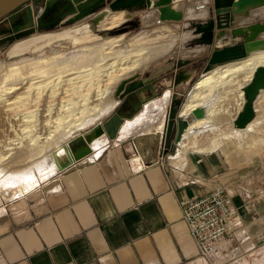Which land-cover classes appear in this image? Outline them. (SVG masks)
I'll list each match as a JSON object with an SVG mask.
<instances>
[{
    "label": "crops",
    "instance_id": "0c3cea01",
    "mask_svg": "<svg viewBox=\"0 0 264 264\" xmlns=\"http://www.w3.org/2000/svg\"><path fill=\"white\" fill-rule=\"evenodd\" d=\"M201 2L204 0H191L183 12L186 7L199 8ZM146 10L155 12L154 8ZM206 12L205 7L202 16ZM256 21H264V6L251 9L246 17L235 16L231 26ZM182 50L185 55H169L164 61L150 63L149 69L177 58L189 59L197 66L208 55V45L199 43L192 33L184 40ZM189 89H178L179 96L188 94ZM166 90L172 92L171 88ZM156 97L150 94L148 101ZM135 100L130 97L125 111L132 110ZM115 107L98 119L102 132L93 137H99L98 146L86 132L79 133L91 146L88 155L62 169L53 167L26 191L2 200L0 264H264V145L238 162L228 161L220 149H188L185 163L177 165L171 158L178 154L179 142L161 153L169 103L163 119L147 122L151 123L147 129L142 128V122L129 126L145 104L139 111L132 110L110 139L103 122ZM155 123L160 125V150L155 154L157 160L146 164L132 139L153 132ZM121 129L127 135L122 136ZM79 135L71 136L54 159L66 163L65 151L82 145ZM135 155L139 156L137 161L133 160ZM217 186L231 193L236 224L226 234V244L219 254L205 260L182 219L179 201Z\"/></svg>",
    "mask_w": 264,
    "mask_h": 264
},
{
    "label": "bare ground",
    "instance_id": "6f19581e",
    "mask_svg": "<svg viewBox=\"0 0 264 264\" xmlns=\"http://www.w3.org/2000/svg\"><path fill=\"white\" fill-rule=\"evenodd\" d=\"M205 7L202 2L196 9L186 7L184 15H201ZM124 13L123 10L111 12L101 28H114L124 20ZM172 34L174 32L167 26L143 34L139 32L129 39H124L122 34L108 37L67 34L61 39H68L75 45L94 38L100 40L75 47L68 53L53 52L50 56L27 58L0 66V179L9 184L19 177V181H29L34 185L38 177L32 168L41 169L39 172L47 168L46 173L52 172L57 166L55 151L45 155L48 150L62 142L67 143L76 129L110 109L115 103L110 95L115 84L137 69L146 67L156 54L157 50L146 45ZM184 35L182 32L164 39L163 50L172 48L176 40L181 42ZM49 43L41 44L33 51L41 50ZM262 64L264 50L255 51L243 59L204 72L194 82L180 109L181 114L190 115L194 120L179 141V151L171 158L172 163L183 164L185 152L190 147L203 152L228 146L235 152L245 145L259 126L264 127V114H260L264 107V88L255 98L254 118L244 128L232 127L233 120L246 102L244 87L251 81L256 67ZM166 89L160 96L147 101L144 110L134 116L129 126L142 122V128L147 129L151 125L147 122H160L170 95ZM194 110L203 115L193 116ZM222 119H226L223 124L220 123ZM155 124L154 132L160 128L159 123ZM101 132L96 128L91 139ZM93 139V144L98 146L101 143L99 137ZM53 159L55 163H52ZM138 159V155L133 156V160ZM2 189L0 203L2 198L8 199L21 187Z\"/></svg>",
    "mask_w": 264,
    "mask_h": 264
},
{
    "label": "water",
    "instance_id": "95a60500",
    "mask_svg": "<svg viewBox=\"0 0 264 264\" xmlns=\"http://www.w3.org/2000/svg\"><path fill=\"white\" fill-rule=\"evenodd\" d=\"M34 0H0V46L11 42L6 50L7 56H16L32 52L41 44H51L65 35L74 36L96 34L107 37L110 29H102L101 24L113 11H125V17L132 16V9H159L160 19L177 18L178 14L171 4L177 0H44L40 13H36L32 5ZM209 9L208 20L194 25V32L199 43L208 45V55L202 73H198L196 63L189 59L170 60L150 69L144 77L139 72L122 78L115 86L114 95H120L127 103L131 96L136 98L133 111H139L148 101L149 94L159 96L163 89L171 88L172 96L166 115L162 150L169 149L171 144H177L186 127L194 120L190 115L180 112L181 106L175 102L179 96L178 89L192 88L197 79L204 73L228 62L247 57L250 53L264 50V21H256L242 27H232L235 16H248L251 9L264 6V0H213ZM65 19L66 25L60 29L36 33L42 28L55 27ZM175 16V17H174ZM177 16V17H176ZM264 88V64L254 70L251 81L244 87L246 102L242 111L233 120L236 128H244L254 118V101L260 90ZM202 112L192 111V115L201 116ZM203 115V114H202ZM126 117L125 113H113L103 127L108 137L113 139L119 126ZM158 131L140 133L133 137V142L141 159L150 164L157 160L159 152ZM78 139L82 145L75 150L65 151L66 163L55 160L62 169L91 152V146L83 135Z\"/></svg>",
    "mask_w": 264,
    "mask_h": 264
},
{
    "label": "rangeland",
    "instance_id": "374dc122",
    "mask_svg": "<svg viewBox=\"0 0 264 264\" xmlns=\"http://www.w3.org/2000/svg\"><path fill=\"white\" fill-rule=\"evenodd\" d=\"M101 1L104 4L107 0H101ZM202 3H205L206 4L207 12H206V14L204 16H202V14H201V15H198V16H195V17H184L183 8H184L185 5H190L191 4V0H177L175 3L171 4V7L175 11H177V14L179 13L178 14V17L176 16L177 18H171V19L170 18L160 19V13L161 12L157 8H154L155 9L154 10L155 12L150 11V10L147 11L146 9H142L141 8L142 10H146V11L138 12V13H134V12L135 11H138L140 8L132 9L131 10L132 11L131 12L132 13V16L130 18H126L125 17V13H124V18L122 16V18L124 20L122 22H120L118 25H116L114 28L110 29L107 32L106 36L108 37V36H114V35L122 34L124 36L123 37L124 39H129L131 36H133V35H135V34H137L139 32L143 34L145 32H151V31H154V30L155 31L156 30H161V29H163L164 26H167L168 28L171 29L172 32H174V34L167 35L164 39H166L167 37L169 38V36H178L179 34L181 35L182 32H183V34H185L184 35L185 38L181 42H179V41L176 40L173 43L172 48L167 49L169 51L163 50L164 49L163 47H164V44H165L164 39H161L158 42L149 43V44L146 45V46H150V49L153 47L152 48L153 50H157L156 51V54L154 55V57H152L149 60V62L146 64V67H143V69H141V68L140 69H137L136 71L140 73V72H143V71L147 70L145 72L146 73L145 75H147L148 69L151 67V64L150 63L154 64V63H158V62L164 61V60H166L168 58L169 55H172V54L185 55V53L182 50L184 40L188 36H190L191 33L192 34H195V32H194V25L196 23L206 22L208 20L209 9L212 7V5H213L214 2H213V0H212V3H210L209 0H204V2H202ZM43 4H44V0H34L32 2V5H33L36 13H40L42 11ZM178 4H180V5H178ZM184 11H186V10H184ZM147 13L150 14V17L149 18H148V16H146ZM68 17L69 16H66L62 20V22L59 23L57 26L50 27V28L45 27V28H42V29H38V30H36V33L45 32V31H49V30L60 29V28H62L63 26L66 25L65 19H67ZM147 20H148V22H147ZM203 20H205V21H203ZM96 40H100V38H94V39H91L89 41H83V42L77 43L76 45L75 44H72L70 42V40H68V39H65V40H57V41H54L51 44L47 45L46 47H44L41 50L27 52V53H24V54H20V55H16V56H10V57L6 55V50H7L8 46L10 45L11 42L10 41L9 42H5V43H2L1 46H0V66H3L4 63L17 62V61H20L22 59H27V58H38V57H42V56H50V54L52 55L53 52H61V53H66L67 51L68 52H71L73 49H75V47L76 48H80L81 45L84 46V44L86 45V43H89L91 41L94 42ZM177 59H182V58H177ZM206 59H207V57L204 60H201L199 62V64L197 65V70H198V73L199 74L203 72V68H204ZM162 64H164V63H162ZM116 84H115V86H116ZM115 86L113 87V90H112V92H111L110 95H111L112 98H114L116 100V103L118 102L117 106L115 107V104L116 103H114V105L110 109H108L105 113H103L102 115H100L94 121H92L91 123H89V124H87L85 126H82V127L78 128V129H76L72 133V136L73 137L79 135V133H81V132H86V134L90 138L95 133L96 128H98V129H100V131H102V128H101V125H100V121L98 119L101 118L102 116H104L109 110L113 109V107H115V109L112 112V114L115 113V112L117 114L118 113L119 114L120 113H125L126 114V117L125 118H129L131 116V114H132V112H131L132 110L131 109L130 110L128 109V111H125V107H126L125 105L127 104V102L124 101V99L120 95H118L117 98L115 97V95H114ZM189 91H190V89H189ZM163 92H164V89H163V91H161V93H163ZM161 93H160V95H161ZM185 94L178 97V103H177V106L176 107L182 106V103H183V101L185 100V98L187 96V93H185ZM171 96H172V92H170V95H169V99L170 100H171V98H170ZM170 100H168L164 104V113H163V116L166 113L165 112L166 111L165 105L167 103H170ZM263 111H264V107H263ZM263 111H260V114L261 115H262V113L264 114ZM111 115H109V117ZM255 115H256V111H255ZM106 116L104 118H106ZM163 116L161 117V119H163ZM263 117H264V115H263ZM165 118H166V116H165ZM225 120L226 119H222L220 121V123L223 124ZM232 127L233 128H236L235 125L233 124V122H232ZM259 128H260L261 132H260ZM259 128H257V131H256V133L253 136H251V137H249L247 139V141L245 142V145H243L242 147L238 148V150H236L235 152H234L235 149H231L230 150V147H228V146L219 147V148H216V149H220L226 155L227 160L230 161V162H238L241 159V157L242 158L249 157V155H247V153L250 152L251 154H254L256 151H258V149H261L263 147V145H264V138H262V137H264L263 136L264 135V132H263L264 131V127L262 128V127L259 126ZM121 134H122V136L123 135H127L126 133H124L122 131V129H121ZM256 141H258V142H256ZM65 144H66V142H62L61 144H59L57 146L51 147L45 155H47L48 153H50L52 151H55V154H56L57 153L56 151H58L61 146L63 148L62 150H64L65 149ZM251 144H252V146H251ZM188 149H192L193 150L194 147H190ZM233 152H234V154H233ZM45 155H43L40 158H38V160L41 159V158H43ZM52 163H55L54 162V159L52 160ZM46 170H47V168H45L44 170H42L41 172H39L36 168H32V171L34 172V174H35L36 177L42 176V175H44V173L46 174ZM18 179H20V178L19 177L18 178H14V181L13 182H10L9 184H5L4 181H6V180L3 181V179L1 178L0 179V191L3 190L2 187L3 188H7V189H11V190H13V188L15 189V186L21 187V190L20 191H18L16 194H14L13 196H11V197H14L17 194L22 193L23 191H26L28 188H30L33 185V183H29V181H25V180L24 181H19ZM0 195H1V192H0ZM11 197H9V198H11ZM2 200H5V199L2 198ZM213 259L214 258H212L210 260H213Z\"/></svg>",
    "mask_w": 264,
    "mask_h": 264
},
{
    "label": "built area",
    "instance_id": "2783aa9c",
    "mask_svg": "<svg viewBox=\"0 0 264 264\" xmlns=\"http://www.w3.org/2000/svg\"><path fill=\"white\" fill-rule=\"evenodd\" d=\"M179 205L200 257L205 260L216 257L226 244V234L236 224L232 195L223 186H217L206 193L184 197Z\"/></svg>",
    "mask_w": 264,
    "mask_h": 264
},
{
    "label": "flooded vegetation",
    "instance_id": "af4514ba",
    "mask_svg": "<svg viewBox=\"0 0 264 264\" xmlns=\"http://www.w3.org/2000/svg\"><path fill=\"white\" fill-rule=\"evenodd\" d=\"M179 97V96H178ZM177 103H178V98H177V101L175 102V106H177ZM167 115V114H166ZM166 119V118H165Z\"/></svg>",
    "mask_w": 264,
    "mask_h": 264
}]
</instances>
